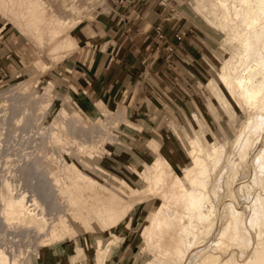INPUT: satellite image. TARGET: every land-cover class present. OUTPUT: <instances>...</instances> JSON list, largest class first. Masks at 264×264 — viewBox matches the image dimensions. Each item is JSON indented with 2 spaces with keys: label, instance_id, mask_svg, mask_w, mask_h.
Segmentation results:
<instances>
[{
  "label": "bare ground",
  "instance_id": "6f19581e",
  "mask_svg": "<svg viewBox=\"0 0 264 264\" xmlns=\"http://www.w3.org/2000/svg\"><path fill=\"white\" fill-rule=\"evenodd\" d=\"M56 1L0 0V14L14 13L15 29L28 34V43L38 48L43 56L52 57L54 52L69 50L74 42L72 32L87 13L85 8L79 9L75 2H64L63 7H57ZM117 1L111 0L110 4L115 7ZM209 3L213 4L208 14L223 35L220 43L231 50L228 59H216V72L221 84V88H216L217 101L231 117H234V112L225 93L246 109L264 110V0H210L202 7ZM99 6L104 9L101 3ZM15 7H26V12L21 16L15 12ZM15 90L17 88L0 92V264H39L43 249L63 241L68 233L65 229L74 222L88 225L93 233L96 229L105 228L111 232L123 219L119 216L112 220L108 208H116L124 200L136 206H145L155 199L149 216L136 231L137 237L131 242L130 250L135 249L141 240V245L150 251L153 229L167 235V212L173 205L193 222L209 224L213 207L208 185L211 174L226 151L224 147L208 145L204 153L203 149L200 150L204 154L201 156L196 149L205 147L195 137L185 149L188 164L181 171L179 181L182 180L173 182L165 192V188H159V185L166 173L163 175L154 169L156 162L163 164L165 160L161 147L154 148L157 159L149 165L146 161L150 155L142 160L133 154L136 163L142 164L133 174H125L129 168L120 159L126 155V150H123L125 145L114 135L128 123L130 117L127 113L122 120H106L101 114L96 116L94 112L90 113L70 133L66 127V121L71 118L68 110L62 105H48L56 96L54 89L47 90L36 100L22 93L17 94ZM257 115V118L251 117L241 130L238 144L242 141V145H245L257 139L255 130L260 128L261 122ZM257 125L259 128L255 129ZM245 130L249 133H245ZM121 168L125 169V173ZM114 182L126 186V191L116 187ZM227 197L224 201L228 200ZM227 208L230 214H234L230 203ZM209 226L211 229L216 225ZM192 227H188V231L193 232L194 239L203 233ZM123 240V235L112 236L105 243L97 239L94 246L95 264H106L112 248H117V241L120 244ZM253 257L255 259V255Z\"/></svg>",
  "mask_w": 264,
  "mask_h": 264
},
{
  "label": "rangeland",
  "instance_id": "374dc122",
  "mask_svg": "<svg viewBox=\"0 0 264 264\" xmlns=\"http://www.w3.org/2000/svg\"><path fill=\"white\" fill-rule=\"evenodd\" d=\"M92 1L96 6L93 5ZM110 1L57 0L56 6L63 7L64 2H75L79 9L87 10V13L77 23L79 25L72 32L73 36L78 28L93 21L100 22L110 15L115 9ZM196 1L161 0L165 10L176 18L184 38L196 49L193 53L195 58H193V61L187 57L186 53H183L184 55L180 57L182 59V75L179 79L181 86L177 84L174 87L172 85L169 87L170 90L165 92L166 96H161L166 103L164 105L165 110L156 114L155 125H144L143 128H139L134 124L133 119L129 118L128 123L123 125V128L121 127L114 137L125 145L123 150H126V155H123V157L120 155V159L130 170L127 171L126 169V173L125 169H122L123 167L121 170L128 176L136 172L139 169V164H142L140 162L136 163L133 154L142 160L150 155L148 162L146 161L149 165L157 159L154 148L156 146L157 148L161 147L165 152L164 159L166 161L163 160L165 164L156 162L154 169L156 171L158 169L157 173L159 171L163 175L166 173L162 182L163 186L161 183L159 185V188H165V190L163 189L165 192L169 190V186L173 182L182 180L181 178L179 181L181 171L188 164L185 149L195 137L199 138L201 145L205 147L195 148L201 156H204L202 153L208 149V145L224 147L226 151L215 171L211 172L208 185L209 198L213 207L212 214L214 215L210 217L209 224H215L216 226L209 229L208 223L193 222L188 215L182 213L180 209H176L173 205L167 212L169 233L167 232L166 235L164 232L163 234L153 229L151 234L154 239L150 251H146L141 245V240L135 249L130 250L131 242L137 237L136 231L149 216L155 199L145 204V206H136L133 202L126 203L124 200L118 207L108 208L112 220L114 217L119 216L123 219L117 227L111 229V232L105 228L104 230L96 229L93 233L90 231L89 226L84 223H69L70 225L65 229L68 232L64 235L65 239L57 245L45 247L39 264H45V257L50 253H54L57 257L60 254V247L70 244H77L78 246L75 254L65 259L68 264H95L94 246L96 240L101 239L105 243L112 236L119 237L121 235L124 236V240L120 244L117 241L118 245L115 246L117 248H112L106 264H246V261L249 262L250 259L252 263L250 261L247 264H264V171L262 172V167L264 169V120H262L264 119V110L246 109L235 100H231L225 93V97L233 108L234 117H231L222 104L217 101L216 88L220 87L221 84L217 77L216 59H228L231 50L221 45L223 35L213 23L210 14H208L213 3L202 7L204 3L208 4L210 0ZM99 3L102 4L105 10L100 8ZM15 8V12L21 16L26 12V7ZM13 14L10 12L0 14V49L7 62L5 65L7 68L0 70V92L17 88L14 91L15 93H22L26 97L36 100L47 90L54 89L56 96L49 101L48 105L50 107L62 105L68 110L71 118L66 121V127L70 133L74 132L89 114L94 112L91 111L92 109H104L95 108L88 103L87 96L80 92L76 75H74V72L69 73L66 69L68 66H65V64L74 62L80 53L79 48H76L74 38L75 43H71L68 51L54 52L52 57H45L38 48L28 43V40H30L28 34H23L15 29ZM91 15L93 19H91ZM46 22H48V19H46ZM36 60L38 61L34 63ZM32 63L34 64L31 67ZM66 82L80 98L82 97L79 106H77V101L70 93L63 88ZM181 102H183V108L181 109L184 110L179 108ZM105 110L108 111L110 116L114 114L117 116L123 115L114 110ZM94 113L96 116L100 115ZM257 114L260 116L258 117L260 118L259 121H263V123L259 122L260 128L259 125L255 127V129L259 128L256 129L257 131L255 130L257 139L255 141L251 140L245 145H242V141L238 144L237 138L241 134V130L250 122V118H255ZM103 117L106 120L111 118L104 115ZM114 119L117 120L115 117ZM137 129L145 130L151 139L149 149L140 154L136 153L132 145ZM247 132L249 133L248 130H245V133ZM179 133L183 137L178 136ZM259 137L262 138L259 139ZM200 150H202V153ZM244 153L246 158L243 156ZM114 184L122 191H126V186L121 183L114 182ZM226 193H228L229 198ZM226 197L228 202L224 201ZM57 199H59V195H57ZM228 203L233 206L235 215L228 212ZM225 206L226 208H224ZM234 216L236 218H232ZM174 222L177 224L175 225ZM186 223L187 225H185ZM191 226H193V230H201L199 232L203 233L194 239L193 232H189L188 228ZM172 227H175V229ZM192 240L194 241L192 242ZM81 242L84 246H81ZM193 243L197 250L195 248L192 250ZM185 244H187V247ZM188 245L190 248H188ZM81 247H83V250ZM187 248L191 249V252ZM192 253L194 254L192 255ZM81 255L84 256L83 260H81ZM254 255L255 259H253Z\"/></svg>",
  "mask_w": 264,
  "mask_h": 264
},
{
  "label": "crops",
  "instance_id": "0c3cea01",
  "mask_svg": "<svg viewBox=\"0 0 264 264\" xmlns=\"http://www.w3.org/2000/svg\"><path fill=\"white\" fill-rule=\"evenodd\" d=\"M180 28L161 0H123L102 21L78 28L73 38L80 53L65 66L76 75L77 85L88 103L104 108L91 111L117 120L127 113L139 128L155 125L156 114L165 110L161 96H166L170 86L180 85V57L186 53L190 60L195 59V47L184 36L177 37ZM6 63L0 49V70L7 68ZM63 88L79 106L82 97L67 82ZM179 108H183V102ZM105 109L123 115L110 116ZM150 140L145 130L137 129L132 141L136 153L146 152ZM77 246L60 247V254L57 257L48 254L44 263L68 264L65 259L75 254Z\"/></svg>",
  "mask_w": 264,
  "mask_h": 264
},
{
  "label": "built area",
  "instance_id": "2783aa9c",
  "mask_svg": "<svg viewBox=\"0 0 264 264\" xmlns=\"http://www.w3.org/2000/svg\"><path fill=\"white\" fill-rule=\"evenodd\" d=\"M123 3V0H118L117 1V5H119V4H122ZM116 5V6H117ZM180 36V38H182L183 36H184V34L182 33V32H179L178 34H177V37H179Z\"/></svg>",
  "mask_w": 264,
  "mask_h": 264
}]
</instances>
